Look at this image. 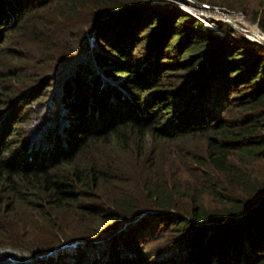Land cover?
I'll list each match as a JSON object with an SVG mask.
<instances>
[{
  "label": "trees",
  "instance_id": "obj_1",
  "mask_svg": "<svg viewBox=\"0 0 264 264\" xmlns=\"http://www.w3.org/2000/svg\"><path fill=\"white\" fill-rule=\"evenodd\" d=\"M195 1L264 33V0ZM261 162L262 42L151 0H0V264H264Z\"/></svg>",
  "mask_w": 264,
  "mask_h": 264
},
{
  "label": "rangeland",
  "instance_id": "obj_2",
  "mask_svg": "<svg viewBox=\"0 0 264 264\" xmlns=\"http://www.w3.org/2000/svg\"><path fill=\"white\" fill-rule=\"evenodd\" d=\"M151 1L159 2V3L175 4V5L183 8L184 10H186L187 12L191 13L192 15H194L198 18H200V17L203 18L204 16H207L206 19L209 21H211V19H219L223 25L228 26L230 29L226 30V29H224L225 27L218 26L215 24H214L215 28H210V29L215 31V32H218L220 34L225 33L226 35H228L232 38L233 37L237 38L239 36L247 37L244 34V32L242 31L243 28H247L248 30H251L255 26L258 28V26L255 23L250 21V19L248 18V15H246V14H244L238 10L237 11H224L223 9L219 8L216 5H209L208 3H204V2L198 3L195 0H188V1H191L192 3L191 2L184 3L183 1H185V0H151ZM194 4L204 5L205 7L197 8ZM214 8H217V9H214ZM213 9L217 10V11L215 12V11H213ZM222 12H227V16H228V20H229L228 22L223 19L222 15H221ZM263 166H264V162H261L257 165L252 166V168L260 169V167H263ZM179 170L181 172V169H179ZM181 174L183 175V173H181ZM203 200H204L205 204H207V206L212 205V202L209 198L204 197ZM152 246H153V241H150V242H147L145 244L144 248L147 250V249H151ZM59 259H60V261H63L62 257H60Z\"/></svg>",
  "mask_w": 264,
  "mask_h": 264
},
{
  "label": "built area",
  "instance_id": "obj_3",
  "mask_svg": "<svg viewBox=\"0 0 264 264\" xmlns=\"http://www.w3.org/2000/svg\"><path fill=\"white\" fill-rule=\"evenodd\" d=\"M214 9H217V8H214ZM213 9V11H217V10H214ZM221 15H222V17H223V19L225 20V21H229L228 20V16H227V12H222L221 13ZM206 17L207 16H204L203 18H199L207 27H209V28H215V25H214V22L211 20V21H209V20H207L206 19ZM209 21V22H208ZM242 31L244 32V34L248 37V38H250V39H253V40H257V41H259V42H262L261 41V39H260V37L262 36H264V34L262 33V31L261 30H259L256 26L254 27V28H252L251 30H248L247 28H243L242 29ZM250 33V34H249ZM263 43V42H262ZM264 44V43H263Z\"/></svg>",
  "mask_w": 264,
  "mask_h": 264
},
{
  "label": "water",
  "instance_id": "obj_4",
  "mask_svg": "<svg viewBox=\"0 0 264 264\" xmlns=\"http://www.w3.org/2000/svg\"><path fill=\"white\" fill-rule=\"evenodd\" d=\"M184 3H187V2H191V1H188V0H185V1H183ZM192 3V2H191ZM197 8H203V7H205L204 5H199V4H194ZM260 39H261V41L264 43V36L262 37H260Z\"/></svg>",
  "mask_w": 264,
  "mask_h": 264
}]
</instances>
